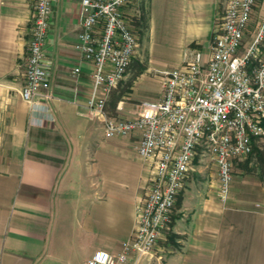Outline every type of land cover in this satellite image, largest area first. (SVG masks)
Wrapping results in <instances>:
<instances>
[{
  "label": "crops",
  "instance_id": "obj_1",
  "mask_svg": "<svg viewBox=\"0 0 264 264\" xmlns=\"http://www.w3.org/2000/svg\"><path fill=\"white\" fill-rule=\"evenodd\" d=\"M34 3L0 0V264H85L95 250L118 253L133 236L151 165L136 150L137 135L105 138L102 117L85 108L93 67L75 48L80 0H51L44 62L54 98L36 105L21 99ZM226 4L129 0L124 17L138 12L146 24L135 54L142 68L130 80L127 68L104 115L134 118L142 100L160 97L151 69L180 66L195 50L206 61ZM252 14L244 45L264 16V0ZM205 166L199 162L197 173ZM184 184L172 226L177 246L157 247L135 264H264V186L235 176L221 202L215 184L188 177Z\"/></svg>",
  "mask_w": 264,
  "mask_h": 264
},
{
  "label": "built area",
  "instance_id": "obj_2",
  "mask_svg": "<svg viewBox=\"0 0 264 264\" xmlns=\"http://www.w3.org/2000/svg\"><path fill=\"white\" fill-rule=\"evenodd\" d=\"M128 1L80 0L83 31L75 48L93 67L85 108L102 117L105 138L137 135L136 150L151 165L150 186L136 208L133 236L118 253L98 249L85 264H135L149 255L170 222L176 197L196 158L199 162L206 158L215 166L217 197L225 202L236 161L246 158L264 139V16L243 44L258 0H227L206 61L195 50L182 65L160 70L161 96L142 100L134 118L104 115L106 100L123 79L138 46L121 11ZM33 10L19 95L36 105L40 99L54 98L44 62L51 0H35ZM79 73L80 67L75 66L72 75Z\"/></svg>",
  "mask_w": 264,
  "mask_h": 264
},
{
  "label": "rangeland",
  "instance_id": "obj_3",
  "mask_svg": "<svg viewBox=\"0 0 264 264\" xmlns=\"http://www.w3.org/2000/svg\"><path fill=\"white\" fill-rule=\"evenodd\" d=\"M258 14L255 15V13H254V15L257 16V18L259 19L260 16ZM125 19H126L127 23L129 24V26L132 28L134 35L136 36V39L138 42L137 48H139V46L142 43V39H143V36L145 34V31H146L145 21L142 19L140 13H138V12L135 15H131L129 18L125 17ZM251 19L253 20V16H251L250 21H251ZM257 27H258V24L256 25L255 23H253L251 25V29L253 32H252L250 39L254 35ZM248 28H249V25H248ZM139 60L140 59L138 57L135 58V56L131 60L129 66H128V70H130L129 80L132 79V77H134L142 68V64ZM168 68H171V67H168ZM147 76H150L151 78H153V82H155V88L159 91V93H162L161 76L158 74V72H156V71L154 72L153 69H151V71L147 73ZM156 98H159V97H156ZM130 102L135 103V104L138 103L136 100H132ZM0 147H4V145L3 146L0 145ZM0 163H1V161H0ZM194 163L195 164L193 165L192 170L188 173L186 178L188 177L189 179H191V181H193L194 184H201V183L215 184L216 185L215 189L217 192L218 176H217L216 168L211 167V162L205 158L203 160V164L204 163L206 164V166L204 168V173L199 174V173H197V168H196V166L199 164V159L196 158L194 160ZM235 176H240L243 179H245L246 181L257 182L260 185L264 186V139H260L255 144L252 152L246 158H243L241 160L236 161L235 166H234L233 178ZM184 183H185V180L183 182L182 188L180 189V191L176 197L175 204H174V207L172 209L171 216H170V222H169L167 228L162 232L161 236L159 237L158 241L156 242V244L152 248L151 252L154 251L157 247L162 249L164 246H167V244L169 247H176L177 246V240H178L180 235L172 232V226H173L174 221H175L174 219L178 218V216L174 213V211H175V207L179 203L181 193H182L183 188L185 186ZM162 251L166 252V249H162ZM163 254H165V253H163ZM162 259H163V257L160 258V260H162Z\"/></svg>",
  "mask_w": 264,
  "mask_h": 264
}]
</instances>
